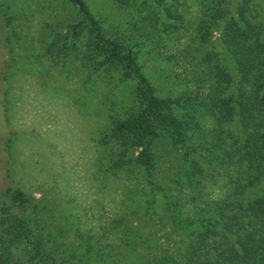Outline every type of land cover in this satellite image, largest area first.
<instances>
[{
	"label": "rangeland",
	"instance_id": "374dc122",
	"mask_svg": "<svg viewBox=\"0 0 264 264\" xmlns=\"http://www.w3.org/2000/svg\"><path fill=\"white\" fill-rule=\"evenodd\" d=\"M82 1L108 34L137 50L141 71L158 94L190 91L201 97L206 92V82L197 77L204 69L197 63L193 30L207 19L203 2L221 12L228 0H159L158 5L156 0H127L124 5ZM229 1L235 17L242 9L244 18L264 23V0ZM166 15L173 17L170 31L161 23ZM81 16L71 0H0V218L6 207L16 211L7 206L4 191L17 187L38 200L39 226L49 222L40 214L55 208L53 224L66 220L64 232L93 235L91 241L115 246L121 232L116 225L106 228L121 216L144 227L133 241L135 251L148 257L157 252L174 255L186 238L183 231L171 232L164 197L179 198L181 217L206 215V203L228 186L231 173L215 175L201 164L205 176L197 175L180 189L174 183L182 163L180 150L164 138L153 145L156 166L151 178L136 166L106 172L111 145L100 141V133L110 116L135 110L134 82L93 68L84 53L86 31L70 30ZM219 31H212L202 53L210 42L214 50L220 48L214 40ZM201 121L203 130L212 127L209 115L203 114ZM108 249L119 251L114 264H134L132 252Z\"/></svg>",
	"mask_w": 264,
	"mask_h": 264
},
{
	"label": "trees",
	"instance_id": "16d2710c",
	"mask_svg": "<svg viewBox=\"0 0 264 264\" xmlns=\"http://www.w3.org/2000/svg\"><path fill=\"white\" fill-rule=\"evenodd\" d=\"M71 1L82 16L70 30L72 34L86 31L84 53L93 68L134 82L135 110L110 116L100 133V141L114 149L108 154L106 172L136 166L151 178L156 166L153 145L164 138L180 150L182 163L174 181L180 189L202 175L201 164L215 175H231L228 186L206 203V215L181 217L179 198L164 197L171 232L183 231L186 242H178L181 251L174 255L157 252L150 257L133 248L144 231L138 222L131 224L120 216L108 223L106 232L115 229L111 225L121 232L119 245L91 241L93 235L64 232L66 220L53 224L55 208L40 214L49 222L39 226L38 200L17 187H7V206L16 211L6 207L0 218V264H114L119 251L112 253L106 247L132 252L134 264H264V23L244 18L242 9L235 17L229 0L221 12L203 2L207 19L193 33L197 63L204 69L197 77L206 82V92L201 97L190 91L162 96L141 71L137 50L108 34L82 0ZM162 18L163 30H172L173 17ZM213 30H220L214 39L220 48L214 50L215 43L210 42L202 53ZM203 114L212 119L208 130L202 128Z\"/></svg>",
	"mask_w": 264,
	"mask_h": 264
}]
</instances>
